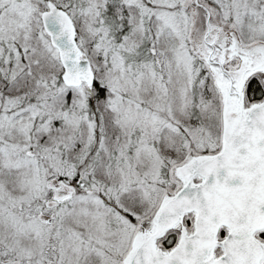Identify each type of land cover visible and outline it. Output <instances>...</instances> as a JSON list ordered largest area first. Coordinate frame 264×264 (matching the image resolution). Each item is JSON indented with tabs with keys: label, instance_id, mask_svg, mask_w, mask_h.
<instances>
[{
	"label": "snow or ice",
	"instance_id": "obj_1",
	"mask_svg": "<svg viewBox=\"0 0 264 264\" xmlns=\"http://www.w3.org/2000/svg\"><path fill=\"white\" fill-rule=\"evenodd\" d=\"M0 264H264V0H0Z\"/></svg>",
	"mask_w": 264,
	"mask_h": 264
}]
</instances>
